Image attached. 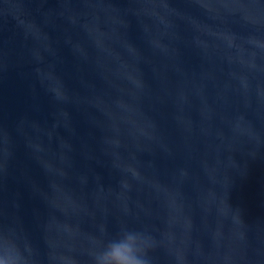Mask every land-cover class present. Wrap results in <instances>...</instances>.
I'll use <instances>...</instances> for the list:
<instances>
[{"label":"water","instance_id":"1","mask_svg":"<svg viewBox=\"0 0 264 264\" xmlns=\"http://www.w3.org/2000/svg\"><path fill=\"white\" fill-rule=\"evenodd\" d=\"M264 264V0H0V254Z\"/></svg>","mask_w":264,"mask_h":264},{"label":"clouds","instance_id":"2","mask_svg":"<svg viewBox=\"0 0 264 264\" xmlns=\"http://www.w3.org/2000/svg\"><path fill=\"white\" fill-rule=\"evenodd\" d=\"M148 247L143 233L124 228L100 242L92 252V264H150ZM0 264H27V261L13 242L5 240Z\"/></svg>","mask_w":264,"mask_h":264}]
</instances>
